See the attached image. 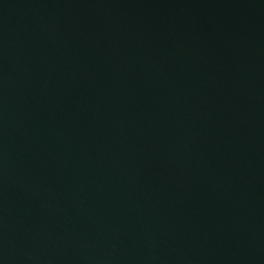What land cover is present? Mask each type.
Segmentation results:
<instances>
[{"label":"water","instance_id":"water-1","mask_svg":"<svg viewBox=\"0 0 264 264\" xmlns=\"http://www.w3.org/2000/svg\"><path fill=\"white\" fill-rule=\"evenodd\" d=\"M0 264H264V0H0Z\"/></svg>","mask_w":264,"mask_h":264}]
</instances>
